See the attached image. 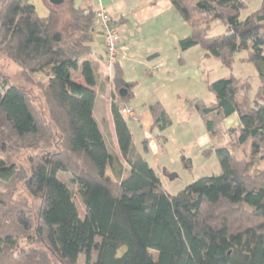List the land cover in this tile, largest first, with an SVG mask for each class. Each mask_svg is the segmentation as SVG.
<instances>
[{
	"label": "trees",
	"instance_id": "trees-1",
	"mask_svg": "<svg viewBox=\"0 0 264 264\" xmlns=\"http://www.w3.org/2000/svg\"><path fill=\"white\" fill-rule=\"evenodd\" d=\"M168 1L189 29L177 43L181 52L199 47L203 59L227 69L246 52L241 61L259 81L254 92L249 78L233 75L205 84L213 101L196 100L193 108L210 140L201 155H213L219 172L175 194L144 158L148 139L138 148L130 119L120 113L136 84L124 80L118 63L111 114L122 162L93 117L94 66L81 64L85 85L72 79L92 55L96 9L42 0L47 15L40 17L29 0H0V60L17 67L25 87L41 92L49 120L0 75V187L19 178L17 151H36L24 186L39 202L34 221L0 194V264H44L35 244L57 264H264V0L244 21L245 0ZM213 23L225 32L209 36ZM147 108L159 132L171 126L161 103ZM233 116L235 124L217 129ZM180 163L192 171L189 157L181 154ZM60 172L73 189L57 178ZM22 240L28 248L19 247Z\"/></svg>",
	"mask_w": 264,
	"mask_h": 264
},
{
	"label": "crops",
	"instance_id": "crops-1",
	"mask_svg": "<svg viewBox=\"0 0 264 264\" xmlns=\"http://www.w3.org/2000/svg\"><path fill=\"white\" fill-rule=\"evenodd\" d=\"M76 2L77 4L87 2L89 5L93 6L94 9H97L99 5L97 0H76ZM101 5L108 11L112 22L118 23L116 24L120 44L118 65L123 72V78L126 82L136 84L134 98L132 99L135 104L133 106L127 104L123 105L133 109L135 112L136 117L134 120H131L133 121L134 128H136L137 132L139 131L141 135V137H139L136 134V137H139L138 143L140 144L142 139H148L149 141L150 152L144 155V158L148 163V158L153 160V162L157 161L156 158H161L162 162L159 161L162 168L165 173H169V171L166 170L168 168H164L163 165L167 166L171 163L170 156H174L173 154H175V156L180 157L181 154H185L182 147L173 149V145L171 146L170 141L174 143V140H176L172 135L175 129L177 130L175 133L178 134L180 140H186L189 135L193 137V149L196 151L195 153L193 152V154L195 156H198V154L210 144L203 123L195 110V115L193 113L184 120V116L181 117L179 114V109L181 108L179 103L180 96H176L178 100L175 101L176 107L174 113L176 114V120H174L163 100L166 98L164 90L158 91L161 87L162 89L164 87H170L173 83H176L177 80L181 79L180 75L176 74V76H174L173 73H171L174 65L172 67L170 64L166 63L168 59L166 55L170 50L176 53L178 41L189 35V29L168 0H101ZM91 50L92 55L82 60L79 64V68L75 71L76 78L72 79L78 84L85 85L80 73L81 64L84 61H89L94 66L96 81L95 85L92 87V90L95 92L93 117L96 123L97 114L101 117L96 110V97L98 94L104 93L108 101V110L107 113L105 112L106 118L104 124L99 126L97 123V125L101 133L105 136L108 146L110 145L113 149V152L111 151L113 155L122 162L111 114V104L114 101L113 86L111 84L113 73L108 75L104 68V38L99 31L96 20ZM202 56L203 53L200 57ZM175 60L179 65H185L187 63L184 58L182 62H178L177 57ZM138 70H141L143 74L140 79H134V75ZM183 79L186 80L188 78L183 77ZM141 87H144L143 90L146 91L147 94L143 93L139 96V89L141 90ZM145 87H148V89H145ZM155 102L162 104L171 120V126L163 132H159L153 125L151 114L147 108L150 104ZM189 120L193 121L194 124L192 125V122ZM229 120H232L230 122L232 123L235 121V117L233 116L227 119L225 124H227ZM177 123L182 125L178 127V129ZM130 129L133 136V128L130 127ZM168 131L171 132L169 133ZM156 140H159L161 144L157 143ZM138 148H140V146ZM190 155L191 154H188V156Z\"/></svg>",
	"mask_w": 264,
	"mask_h": 264
},
{
	"label": "rangeland",
	"instance_id": "rangeland-1",
	"mask_svg": "<svg viewBox=\"0 0 264 264\" xmlns=\"http://www.w3.org/2000/svg\"><path fill=\"white\" fill-rule=\"evenodd\" d=\"M29 1L34 5L38 16L45 17L47 15L46 7L42 2V0H29ZM245 2L247 4V8L241 11L239 15L240 21H244L252 12L257 10L261 0H245ZM224 32H225V27L222 24L213 23L210 26L208 35L216 36ZM202 53L203 51L199 47H193L187 50L186 52L185 51L181 52L177 46L176 53H174L173 50H170V52H168V54L166 55L168 57L166 63L170 64V66L172 67L174 65V68H172L171 73H173L174 76H176V74L180 75L181 79L177 80V82L173 83L170 87H164L163 89L161 87V89L158 91L164 90L166 98L163 100L167 106V110L170 112L174 120H176V114L174 113V109L176 107L175 101L178 100L176 99L177 98L176 96H180L179 103L181 108L179 109V114L181 117L184 116L183 117L184 120L186 119V117H188L193 113L195 115L192 106L194 101L199 99H203L208 103L213 101L212 95L205 89V84L209 82H213L218 79L228 77L229 75H233L237 78H249L253 92L255 91L256 87L259 85V81L254 67L248 62L241 61L246 58V52H241L240 54L235 56V60L232 64L231 69L224 68L221 65V63L215 60L214 58L203 59L202 57H200ZM176 57L178 58V62H180V59L182 60L184 58L187 61V63L185 65L177 64L175 62ZM16 71H17V67L14 64L0 60V75L5 77L7 76L12 84L19 86L24 92H26L35 109L43 114V117L46 119V122L48 123L49 120L47 119V114H46L47 111L43 103L41 92L32 85L25 87L21 82L20 77ZM142 74H143L142 71L138 70L134 75L135 76L134 79H140ZM71 75L73 79L76 78L75 71H72ZM34 77L36 80L40 78V76L37 74L34 75ZM183 77H187L188 79L185 80L183 79ZM143 88L144 87H141V90L139 89V96H141L143 93L147 94V92L144 91ZM153 88H159V87H153ZM145 89H148V87H145ZM96 101H97L96 110L101 115V117H99L97 114L96 117L97 123L99 126H102L106 118L105 112L107 113L108 110V101L104 93L98 94L96 97ZM134 104H135L134 101H130L127 105L133 106ZM132 120L130 119L128 123L129 126L133 128L132 132L134 136V143L135 145H137V147H139L140 144L138 143V138L141 137V135L140 132L139 131L137 132L136 128H134V124ZM189 121L192 122L191 123L192 125L194 124L193 121L191 120ZM231 121L232 120H229L228 123L235 124V121L230 123ZM228 123L227 124L224 123L223 126H219L217 129L223 130V127L226 128L229 125ZM180 126L182 125L177 123V129ZM176 131L177 130L175 129V132ZM168 132L170 133L171 131ZM175 132H172L174 139H176L174 140L175 144L172 143V141H170L171 146L173 145L172 147L173 149L176 148L178 149L179 147L183 148L185 152L184 155L192 160L193 168L191 172L185 171L182 168L180 163V157L175 156V154H173L174 156H170L171 163L169 165L167 166L163 165L164 168H168L166 170L169 171V173H165L164 169L162 168L160 164V161L162 162L161 158H156L157 161L154 162L153 160L148 158L149 164L157 170L164 189L171 194H175L176 192L183 189L185 186H187L188 184L192 183L193 181L199 178L205 176H211L212 174H216L219 172L218 164L213 155L210 157H203L200 152L198 156H195L193 154V152L194 153L196 152L193 149V144H192L193 137L189 135L186 138V140L184 139L180 140L178 134ZM136 134L139 137H136ZM156 142L161 144L159 140H156ZM109 148L113 152V149L110 147V145ZM36 153L38 152L28 149L18 150L13 160H14V164L18 169L19 178L16 180L14 185L8 189L0 187V194H2L3 199L5 201L7 200L11 205L15 206L16 208L18 207L19 209L27 210L28 212H30L34 221L36 219L34 211L36 212V208L38 207L39 202L38 200L33 199L29 196V194L25 189L24 183L27 177L29 176V172H30L29 159L31 157H34ZM188 154L191 155L188 156ZM57 178L61 180L63 183H65L70 189H73L69 182L70 181L69 176L66 173H62V172L58 173ZM76 202L78 203L77 198H76ZM28 245L29 244H27L25 241L22 240L19 244V247L22 246L28 248L29 247ZM32 247L37 248L41 252V256L44 261V264H57L47 256V254L44 252V250L41 248L40 245L35 244Z\"/></svg>",
	"mask_w": 264,
	"mask_h": 264
},
{
	"label": "built area",
	"instance_id": "built-area-1",
	"mask_svg": "<svg viewBox=\"0 0 264 264\" xmlns=\"http://www.w3.org/2000/svg\"><path fill=\"white\" fill-rule=\"evenodd\" d=\"M98 1V8L96 9L95 20L97 21L100 33L104 38V68L107 74L113 73L115 64L118 63V56L120 55V44L118 39V31L113 24L108 11L101 5V0ZM120 113L127 119H134V110L126 106L120 107Z\"/></svg>",
	"mask_w": 264,
	"mask_h": 264
},
{
	"label": "water",
	"instance_id": "water-1",
	"mask_svg": "<svg viewBox=\"0 0 264 264\" xmlns=\"http://www.w3.org/2000/svg\"><path fill=\"white\" fill-rule=\"evenodd\" d=\"M62 1L63 0H49V2L51 3V4H53V5H59V4H61L62 3ZM125 91L124 90H120L119 91V96L120 97H124L125 96Z\"/></svg>",
	"mask_w": 264,
	"mask_h": 264
}]
</instances>
